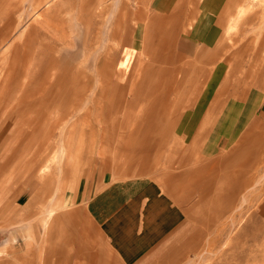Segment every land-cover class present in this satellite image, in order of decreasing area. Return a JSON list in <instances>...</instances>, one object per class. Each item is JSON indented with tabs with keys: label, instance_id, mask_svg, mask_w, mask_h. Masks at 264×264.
<instances>
[{
	"label": "rangeland",
	"instance_id": "rangeland-1",
	"mask_svg": "<svg viewBox=\"0 0 264 264\" xmlns=\"http://www.w3.org/2000/svg\"><path fill=\"white\" fill-rule=\"evenodd\" d=\"M182 1L0 0V264H264V0Z\"/></svg>",
	"mask_w": 264,
	"mask_h": 264
},
{
	"label": "crops",
	"instance_id": "crops-1",
	"mask_svg": "<svg viewBox=\"0 0 264 264\" xmlns=\"http://www.w3.org/2000/svg\"><path fill=\"white\" fill-rule=\"evenodd\" d=\"M132 187H133L132 184H128L127 185V188H128V192L127 193L128 194H130L132 192V190H133ZM132 195L128 196V205H129V203L133 202L132 200H130ZM120 196H121L120 193H118V191L115 188L112 189L109 192H106V193L104 192V193L98 195L97 198L94 200V202L92 204H90V207L92 209L93 208L95 209L94 213L98 214V215H94V216L95 217H100L101 216V218H103L105 220L106 219L109 220L111 218L113 219V217H115L119 213L121 206L124 203H126V202H124V200H123V202L119 201ZM136 199H137V197H136ZM106 202H108V204L104 205ZM109 203H110V205H109ZM106 208H109V209H106ZM104 209H106V210L103 211ZM53 215L54 214H52V216ZM176 226H177L178 229L180 228V225L178 227V225L176 224ZM170 231H172V230H170ZM163 238H166V237L164 235H160V236L156 237L155 241L159 242ZM149 243H152V242L150 241ZM149 243L145 244L146 246L142 243L141 248H143V249H144V247L145 248H147V247L149 248V246H147V245H149ZM135 251H136V249L135 250L132 249L131 254H133ZM160 252L161 251H154V252L152 251L151 252L150 250H148V251L139 250V253H142V255L145 257V258H143V264H154V263L158 264V263H160L162 261V259L160 257H158ZM168 261L169 260H165V262H168ZM140 264H141V262H140Z\"/></svg>",
	"mask_w": 264,
	"mask_h": 264
},
{
	"label": "bare ground",
	"instance_id": "bare-ground-1",
	"mask_svg": "<svg viewBox=\"0 0 264 264\" xmlns=\"http://www.w3.org/2000/svg\"><path fill=\"white\" fill-rule=\"evenodd\" d=\"M178 1H180V5H181V3L183 2L182 0H178ZM189 1H190V0H189ZM186 2H188V0L185 1V3H186ZM185 3H183V4H185ZM191 3H192V1H191ZM193 3H194V1H193ZM188 4H189V3H188ZM188 4H187V6H188ZM177 5L180 6V5H179V2H178ZM194 5H195V4H194ZM46 6H47V3H46ZM48 6H49L48 10L50 9V7L54 8L55 10L58 8V7H55V6H53V5H51V6L48 5ZM48 6H47V7H48ZM192 6H193V5H192ZM241 7H242V6H241ZM41 8L44 9L45 7L42 6ZM52 8H51V9H52ZM187 8H188V7H187ZM187 8H186V11H187ZM46 9H47V8H46ZM54 9L52 10V12H51V10H50V12H51L52 14H54V13H59V12H57V11L55 12ZM181 9H183V8H180L179 10H181ZM191 9H192V8H191ZM195 9H196V8H195ZM244 9H245V7H242L241 9H238V10H237V16L240 15L241 12H242V10H244ZM40 10L43 11L42 9H40ZM48 10H47V11H48ZM57 10H58V9H57ZM47 11H46V12H47ZM149 11H151V10H149ZM180 12H181V11H180ZM191 12H192V11H190V13H191ZM195 12H196V10H195ZM235 12H236V11H235ZM41 13H42V12H41ZM159 13H161V11H160ZM178 13H179V12H178ZM185 13H187V12H185ZM192 13H193V12H192ZM38 14H40V13H38ZM162 14H164V13H162ZM187 14H188V13H187ZM187 14H186V15H187ZM235 14H236V13H235ZM43 15H44V14H43ZM56 15H57V14H56ZM123 15H124V14H123ZM165 15H166V14H165ZM177 15H178V14H177ZM148 16H149V15H148ZM146 18H147V17H146ZM177 18H178V17H177ZM45 19H46V18H45ZM118 20H119V19H118ZM45 21H46V20H45ZM180 21H182V20H180ZM119 22H120V21H119ZM176 22H177V21H176ZM142 23H143V22H142ZM179 23H181V22H178V24H179ZM182 23H183V22H182ZM184 23H185V22H184ZM184 23H183V25H184ZM119 25H121V23H119ZM179 25H180V24H179ZM181 25H182V24H181ZM185 25H186V23H185ZM119 27H120V26H119ZM181 29H182V26H181ZM184 29H185V28H183V30H184ZM160 30H161V29H160ZM160 30H159V31H160ZM162 30H163V29H162ZM163 31H164V30H163ZM180 31H182V30H180ZM160 32H161V31H160ZM182 32H183V31H182ZM165 33H166V32H165ZM176 33L178 34V32H176ZM176 33H175V34H176ZM157 36H158V35H157ZM177 36H178V35H177ZM141 37H142V35H141ZM175 38H176V37H175ZM194 40H195V38H193V41H194ZM130 41H131V40H130ZM195 43H196V42H195ZM233 44H234V43H233ZM140 46H141V45H140ZM195 46H196V45H195ZM17 47H18V46H17ZM29 47H30V45H29ZM29 47H28V49H29ZM196 48H197V47H195V49H196ZM224 48H225V47H224ZM226 48H227V47H226ZM226 48H225V49H226ZM26 49H27V48H26ZM32 49H33V47H32ZM195 49H194V50H195ZM222 49H223V48H222ZM226 50H227V49H226ZM226 50H224V52H225ZM29 51H30V50H29ZM233 51H234V49H233ZM224 52H223V53H224ZM235 52H236V51H235ZM23 53H24V52H23ZM25 53H26V52H25ZM127 53H128V54H127ZM228 53H229V52H228ZM231 53H232V52H231ZM231 53H230V55H233V54H231ZM254 53H255V52H254ZM123 54H127V56L124 55L123 58L121 57V59H119V60L115 63V70H116V71L119 70L120 72H121V70H122L124 73H126L128 67H129V65L131 64V62H132V60H133V58H135V55H134V48L125 47V48H124V51H123ZM221 57H222V56H221ZM223 57L225 58V55H224ZM223 57H222V58H223ZM226 57H229V60H230V58H231V57L229 56V54H228V56H226ZM191 58H192V60H191V62H192L194 59H193L192 56H191ZM222 58H221V59H222ZM9 59H10V58H9ZM102 59H103V58H102ZM219 59H220V57H219ZM103 60H104V59H103ZM139 60H141V58H139ZM223 60H224V59H223ZM223 60H222V61H223ZM23 61H25V60H23ZM217 61H218V60H217ZM107 62H108L107 64L112 65L111 61H107ZM137 62H138V61H137ZM139 62L142 63V61H139ZM99 63H100V62H99ZM254 63H255V62H254ZM107 64H106V66H107ZM137 64H138V63H137ZM142 64H143V63H142ZM194 64H195V61H194ZM194 64H193V65H194ZM226 64H227V63H226ZM228 64H229V63H228ZM228 64H227V67H228ZM98 65H99V64H98ZM109 65H108V66H109ZM138 65H139V64H138ZM197 65H199V64H197ZM197 65H195V66H197ZM241 65H242V64H241ZM255 65H256V64H255ZM106 66H105V67H106ZM139 66H140V65H139ZM167 66H168V65H167ZM200 66H201V65H200ZM250 66H251V65H250ZM197 67H198V66H197ZM229 67H230V66H229ZM254 67H255V66H254ZM256 67H257V66H256ZM240 68H241V67H240ZM257 68H258V67H257ZM107 69H108V68H107ZM135 69H136V68H135ZM138 69L141 71L140 68H138ZM223 69H224V68H223ZM130 70H131V69H130ZM229 70H230V69H229ZM238 70H239V69H238ZM97 71H98V70H97ZM119 71H118V72H119ZM198 71H199V70H198ZM226 71H227V70H226ZM134 72H135V71H134ZM227 72H228V71H227ZM128 73H129V72H128ZM136 73L139 74V71H138V72L136 71ZM225 73H226V72H225ZM134 74H135V73H134ZM134 74H132V76H135ZM138 74H137V76H140V74H139V75H138ZM220 74H221V73H220ZM113 75H115V74H113ZM245 75H247V74H245ZM245 75H244V76H245ZM113 77H114V76H112V78H113ZM120 77L122 78V76H120ZM120 77L118 78V77L116 76L115 78H118V80L120 81V79H121ZM145 77H146V76H145ZM193 77H194V76H193ZM245 77H246V76H245ZM132 78H133V77H132ZM175 78H176V77H175ZM175 78H174L173 80H175ZM234 78H236V77H234ZM257 78H259V77H257ZM133 79H134V78H133ZM133 79H131V80H133ZM165 79H166V78H165ZM178 79H179V76H178ZM254 79H255V78H254ZM121 80H124V78L121 79ZM131 80H130V81H131ZM192 80H193V79H192ZM239 80H240V79H239ZM241 80H242V79H241ZM241 80H240V81H241ZM258 80H259V81H258ZM258 80H257V81L260 82V79H258ZM236 81H237V80H236ZM248 81H249V80H248ZM254 81H255V80H254ZM88 82H89V81H88ZM122 82H123V81H122ZM174 82H176V81H174ZM189 82H190V81H189ZM130 83H131V82H130ZM135 83H136V82H135ZM237 83H238V81H237ZM245 83H248V82L245 81V82H244V85H245ZM131 84H132V83H131ZM203 84H204V83H203ZM85 85H86V84H85ZM134 85H135V84H134ZM173 85H174V84H173ZM175 85H176V84H175ZM175 85H174V86H175ZM239 85H240V84H239ZM247 85H248V84H247ZM260 85H261V84H260ZM88 86H89V85H88ZM132 86H133V84H132ZM150 86H151V85H150ZM160 86H161V84H160ZM174 86H173V87H174ZM179 86H180V84H179ZM256 86H257V85H256ZM262 86H263V85H262ZM262 86H261V87H262ZM168 88H169V87H168ZM243 88H246V87L243 86L242 89H243ZM247 88H248V87H247ZM258 88H259V87H258ZM172 89H173V88H172ZM175 89H176V88H175ZM175 89H174V90H175ZM235 89H236V88H235ZM184 90H185V89H184ZM184 90H183V91H184ZM186 90H187V89H186ZM148 91H149V90H148ZM169 91H170V90H169ZM169 91H168V92H169ZM176 91H177V89H176ZM180 91H181V90H180ZM245 91L248 92L247 89H245ZM262 91H263V90H262ZM174 92H175V91H174ZM134 93H135V92H134ZM137 93H138V92H137ZM146 93H147V92H146ZM169 93H171V91H170ZM186 93H187V92H186ZM186 93H184V94H186ZM242 93H243V91H242ZM110 94H112V92H111ZM171 94H173V91H172ZM171 94H170V95H171ZM176 94H177V93H176ZM179 94H181V93H179ZM243 95H245V94H243ZM178 96H179V95H178ZM227 96H228V94L225 96L226 99H227ZM233 96H234V95H233ZM233 96H231V97H233ZM262 96H263V95H262ZM111 97H112V96H111ZM168 97H169V96H168ZM180 97H182V96H180ZM180 97H177V98L180 99ZM196 98H197V97H196ZM153 99H154V98H153ZM167 99H168V98H167ZM183 99H184V95H183ZM165 100H166V99H165ZM192 100H193V99H192ZM150 101H151V100H150ZM176 102H181V101L178 100V101H176ZM138 103H139V102H138ZM139 108H140V107H139ZM166 109H167V105H166ZM166 109H165V111H167ZM219 109H220V108H219ZM167 112H168V111H167ZM167 114H168V113H167ZM252 115H253V114H252ZM259 121H260V120H259ZM120 122H121V121H120ZM123 160H124V159H123ZM218 174H219V173H218ZM185 202H186V201H185ZM49 212H50V213H49L48 216L51 217V215H52V213H51V212H52V209H51ZM47 219H48V218H47ZM45 223H46V222H45Z\"/></svg>",
	"mask_w": 264,
	"mask_h": 264
}]
</instances>
